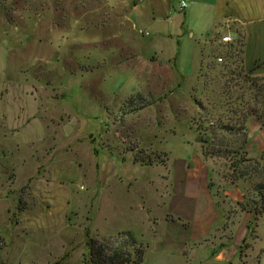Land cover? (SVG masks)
<instances>
[{"label":"rangeland","instance_id":"374dc122","mask_svg":"<svg viewBox=\"0 0 264 264\" xmlns=\"http://www.w3.org/2000/svg\"><path fill=\"white\" fill-rule=\"evenodd\" d=\"M4 9L8 12L9 24L2 16ZM0 13V91L22 86L35 88V74L54 70L49 73L50 78L42 81V86L53 89L50 95L56 103L61 104L64 100L65 110H78L81 116L66 129L62 130L59 125L48 129L47 137L32 145L33 149L28 153H25L24 145L16 144L11 137L4 141L3 146L0 145V179L8 167L7 161L18 165V159L25 154L48 152L61 161L72 157L71 160L79 163L82 167L80 185L86 184L90 192V205L71 206L65 222L60 224L57 219V226L71 236L72 243L64 252L49 257L40 248L42 241L35 238V234H24L21 229H15L13 222L18 212L15 206L21 205L15 198L20 195V187L13 186L10 190L9 185L0 184V197L5 198L0 200V264H84L83 258L88 253L87 233L99 240H107V247L114 249L124 242V236L120 234L125 231L131 232L138 243L147 246L143 264H179L183 257L178 244L188 232L177 220L173 224H166L164 220L165 216L174 218V214L187 212L191 203L181 193L186 165H193L200 159L203 161L201 166L208 169L207 183L212 185L213 197L223 219L213 225L206 242H199L200 250L194 253L192 264H228L210 260L221 250L225 253L224 258L233 256L231 264H264V154L251 157L247 153L246 158L253 160L250 163L252 173L231 183L235 176L230 165L236 154L227 159H204L199 135L195 131V124L205 120L219 117L227 123L231 117L229 110L232 107L241 109L238 102L234 106L226 105L228 101L223 89L226 78L219 76V66L227 63L226 52H215L214 57H209L207 68L202 69L206 74H196L193 79L179 78L172 60L165 63L160 61L159 55L155 59V55L147 57L141 51L144 55L142 61L138 53L124 48L120 49L117 58H107L102 63L96 62L107 54V49H71V53L80 58L88 57L90 63L40 64L39 70L35 71V63L31 62L38 51L39 55L46 53L60 61L63 58L59 53L68 51L50 48L43 43L40 46L47 47L35 48V0H0ZM22 40H28L35 51L28 59L23 55L17 61L13 55ZM218 57L221 62L217 61ZM232 61L228 65L234 68L238 62L235 53ZM115 64L120 65L115 68ZM98 71L102 73L101 78H93ZM84 72L88 77L80 78ZM231 92L235 95L233 100L241 94L239 87L232 88ZM139 94L140 102L145 105L129 107L127 100ZM247 98L245 94V101ZM94 100H100L101 105ZM3 106L0 102V110ZM60 113V110H53L54 116ZM82 114L87 115V119ZM69 117L71 115L64 112L62 118ZM7 131V125L3 123L0 133ZM226 137L229 143L236 140ZM3 150L13 155H7L4 160ZM19 153L20 158L15 160V154ZM42 166L41 172L49 164ZM13 169L15 167L6 170L8 180L14 174ZM32 170V161L20 167L19 183ZM128 182L133 184L134 192L126 196L121 190ZM107 184L111 190H105L97 197L98 190ZM113 187H118L115 194L112 193ZM80 199L83 202L86 198ZM97 200L101 204L99 212ZM45 205L42 201L41 208L44 209ZM145 211L150 220L158 221L157 233H154L155 227ZM181 215L178 217L182 218ZM16 231L21 238L14 236ZM25 235L30 237L22 242ZM167 245L171 252L163 250ZM58 252L59 249L55 254Z\"/></svg>","mask_w":264,"mask_h":264},{"label":"crops","instance_id":"0c3cea01","mask_svg":"<svg viewBox=\"0 0 264 264\" xmlns=\"http://www.w3.org/2000/svg\"><path fill=\"white\" fill-rule=\"evenodd\" d=\"M6 14L8 12L4 9L2 16L9 24ZM226 35L230 36L233 42L221 44V37ZM238 42L242 44L244 67L253 70L254 76L264 78V0H191L184 11L178 10L175 0H35V48L48 46L59 50L66 49L68 52L59 53L63 58L60 61L54 60L46 53L39 55L38 51L31 64L35 63V71L39 70L40 64H88V57L80 58L71 53V49L81 47L96 51L107 49V54L96 62L102 63L107 58H117L120 49L124 48L138 53L142 61L141 51L146 56L155 55V59L159 55L160 61L165 63L172 60L179 78L193 79L196 74H206H203L202 69L209 64V57H214L215 52L225 53L228 47ZM42 43L47 46H40ZM62 43L65 45H60ZM16 48L13 56L17 61L23 55L28 59L35 51L28 40H22ZM164 49H167L166 52ZM118 65L115 64V68ZM51 71L54 70L48 69L47 72L40 71L41 73L35 74V88L22 86L0 91V102L4 105L0 110V131H3V123L8 127L7 133H0V145L3 146V142L9 141L11 137L16 144L24 145L27 151L25 153H28L33 149L32 145L45 139L48 131L54 126L59 125L63 130L68 128L71 122L81 118L78 110L72 112L70 109H64V100L61 104L56 103L50 95L52 88L42 86V81L51 77ZM87 74H80V78L86 77ZM101 75L98 71L93 78H101ZM94 101L99 103L100 100ZM53 110H60V115L54 116ZM64 112L71 117L63 119ZM82 117L87 119L88 116L82 114ZM246 131L249 139L246 148L248 155L257 157L264 154V120L249 119L246 122ZM52 134L55 135L53 132ZM2 155L4 160H7V155L13 154L3 150ZM19 156L20 153L15 154V160ZM71 158L61 161L53 153L34 151L31 156L25 154L21 160L18 159V165L7 161L8 167L4 169V176L0 179V184L9 185L10 190H13V186L20 187V195L15 201L21 204L23 210L20 211V207L15 206L18 210L13 222L15 229H21L24 234H35V238L42 241L40 248L46 251L49 257L64 252L72 243L71 236L66 235L67 232L63 231L61 226H57V219H60V224L65 222L71 206L80 203L90 205V192L86 184L80 185L79 173L82 167ZM31 161L33 170L25 173L23 182L19 183L20 167H25ZM45 163L49 164V167L41 172L40 169ZM202 163L200 159L193 165H186V179L182 183L181 193L190 201L191 206H188L185 214H174V218L165 216L164 220L166 224H173L177 220L176 222L188 232L178 244L183 257L179 264H192L194 253L200 250L199 242H206L211 236L213 225L223 219L213 192L208 187V169L201 166ZM14 167V174L8 180L6 170ZM87 184L91 185L88 180ZM105 190H111L108 184L98 190L97 197ZM83 192H86V195ZM117 192L118 187H113L112 193ZM121 192L129 196L134 192L133 184L128 182ZM82 197L86 198L83 202L80 199ZM0 200L4 201L5 198L0 197ZM42 201L46 203L44 209L41 208ZM97 203L99 212L101 204L99 200ZM146 213L150 220L148 212ZM179 215L182 218L178 217ZM150 221L155 227L154 233H157L158 221ZM15 233L17 239L21 238L18 231ZM29 237L25 235L21 241H26ZM165 242L168 244L167 240ZM54 246L59 249L56 254ZM144 248L146 252L147 246ZM163 250L171 252L169 245ZM224 254L221 250L214 257H210V260L231 264L233 256L224 258Z\"/></svg>","mask_w":264,"mask_h":264},{"label":"trees","instance_id":"16d2710c","mask_svg":"<svg viewBox=\"0 0 264 264\" xmlns=\"http://www.w3.org/2000/svg\"><path fill=\"white\" fill-rule=\"evenodd\" d=\"M237 56V65L234 68L228 64H232L233 54ZM242 44L240 42L228 47L225 54L227 63L219 66L221 74L226 78L223 89L227 97V103L235 105L239 103L241 109L232 107L229 110L231 117H228L227 123L216 120L203 121L199 125L195 124V131L199 135V142L202 146V156L204 159L214 157L227 159L236 154L232 159L230 169L235 179L231 183L241 179L251 172L250 163L253 160L246 158L247 145L249 143L248 132L246 131V122L251 118L264 120V78L253 75V70H248L242 63ZM216 67V65H215ZM214 67V68H215ZM239 87L241 94H232V88ZM248 95L245 101L244 96ZM141 95L130 98L126 104L131 107H142L145 104L140 102ZM200 106V103H196ZM206 124V126H204ZM233 137L234 142L227 140V137ZM239 156V157H237ZM249 164V165H247ZM211 184H208L211 190ZM23 209L20 207V211ZM124 236V242L116 248L107 247V240H99L93 236L86 235L87 255L83 258L84 264H141L143 262L145 248L138 243L131 232H121Z\"/></svg>","mask_w":264,"mask_h":264},{"label":"built area","instance_id":"2783aa9c","mask_svg":"<svg viewBox=\"0 0 264 264\" xmlns=\"http://www.w3.org/2000/svg\"><path fill=\"white\" fill-rule=\"evenodd\" d=\"M175 1H176L178 10L184 11L189 6V3L191 0H175ZM220 42H221V44L227 45V44L232 43L233 39L230 36L226 35V36L221 37ZM217 61L221 62L222 61L221 57H218Z\"/></svg>","mask_w":264,"mask_h":264}]
</instances>
